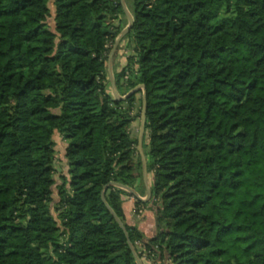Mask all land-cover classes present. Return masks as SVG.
Here are the masks:
<instances>
[{
    "label": "trees",
    "instance_id": "trees-1",
    "mask_svg": "<svg viewBox=\"0 0 264 264\" xmlns=\"http://www.w3.org/2000/svg\"><path fill=\"white\" fill-rule=\"evenodd\" d=\"M130 14L113 79L122 96L144 86L153 179L134 210L153 205L156 233L126 223L110 185L142 183L136 93L115 98L107 76L120 0H0V264H137L105 203L140 259L264 264V0H132Z\"/></svg>",
    "mask_w": 264,
    "mask_h": 264
},
{
    "label": "rangeland",
    "instance_id": "rangeland-1",
    "mask_svg": "<svg viewBox=\"0 0 264 264\" xmlns=\"http://www.w3.org/2000/svg\"><path fill=\"white\" fill-rule=\"evenodd\" d=\"M124 1V5L126 7V9L129 11L131 10V7H132V0H123ZM50 8L52 9V6H51V2L49 4ZM125 14V12H124ZM233 13L230 11V9L227 8L226 5H223L221 7V10H220V17H226V16H232ZM128 22V19L126 17V15H121V21H126ZM122 22V23H123ZM125 23V22H124ZM123 23V24H124ZM47 24L52 27L53 26V21H52V17H49L47 19ZM128 24V23H127ZM127 25H125L122 30L126 27ZM121 30V31H122ZM119 35V34H118ZM117 35V36H118ZM116 36V37H117ZM116 39V38H115ZM115 41V40H114ZM114 43H112L110 45V50H109V54H108V57L110 55V52H111V49L113 47ZM131 50L129 48L126 47V42L125 40H123V38L120 40V42L118 43L115 51H114V54L112 56V62H111V72L113 74L114 71L116 72H119L121 70V68L126 64V60H127V56H129L131 54ZM108 61V59H107ZM107 61H106V67H107ZM107 76H108V79H109V75H108V70H107ZM134 89V88H133ZM131 91V90H130ZM134 93H136L135 95V102H134V105L133 107L131 108L132 109V113L133 115H136L135 116V120L131 123V126H130V133L132 135L133 138H136V140L138 141V137H139V131H140V124H141V118H142V111H140V108H141V96L143 95L142 93V89H138L136 90ZM118 96L119 97H124L122 95H120L118 92H117ZM127 95V94H126ZM143 98V97H142ZM142 108H143V105H142ZM141 108V110H142ZM53 141H54V157H55V160H54V169H55V173H56V178L60 175V174H63V173H66L67 171V167H66V161L64 159V148H65V143L62 141L61 137L57 134V133H54L53 135ZM137 150H138V155L140 156V151L138 149V143H137ZM142 151L144 152V149L142 148ZM141 158V156H140ZM148 173V172H147ZM152 174V172H151ZM142 179H143V174H142ZM143 182L141 183V181H138L137 182V190L141 193H143L144 191V188L142 186ZM135 189V190H136ZM54 195H55V190H54ZM143 196V194H142ZM151 198V196H150ZM149 198V199H150ZM121 199H122V196H121ZM148 200H145V202H148ZM136 200V198L134 197V201ZM139 200V199H138ZM144 202V200L142 201ZM150 204V206L152 207L153 205L151 203H148ZM147 205H139L138 206V210L135 212L134 210V213H137V214H140L141 212L144 213H148L149 215H151L152 219H154V222L155 225H156V229H158V222H157V218H156V215L155 213L153 212L152 208L151 207H146ZM147 214V215H148ZM141 263L142 264H159L157 263V261L155 263H152L150 260H148V258H146L145 256H143L141 259H140Z\"/></svg>",
    "mask_w": 264,
    "mask_h": 264
},
{
    "label": "water",
    "instance_id": "water-1",
    "mask_svg": "<svg viewBox=\"0 0 264 264\" xmlns=\"http://www.w3.org/2000/svg\"><path fill=\"white\" fill-rule=\"evenodd\" d=\"M120 3H121V6H122V9L123 11L125 12V15L128 19V24L127 26L119 33V35L116 37L115 41H114V45L111 49V52H110V55L108 57V61H107V70H108V75H109V81H110V84H111V88H112V92H113V95L115 98L119 99V98H125L127 95H130L132 93H134L136 90L138 89H144V86L143 85H139V86H136L134 89H132L131 91H129V93L127 95H125L124 97H119L118 94H117V91H116V88H115V84H114V79H113V74L111 72V62H112V56L114 54V51L118 45V43L120 42V40L125 36V34L127 33V31L129 30L130 26L132 25V22H133V18H132V15L130 14V12L126 9L125 5H124V1L123 0H120ZM146 99H145V95L143 97V108H142V118H141V124H140V131H139V137H138V149L140 151V156H141V161H142V174H143V180L146 184V197L144 199H142L136 191H134L132 188L128 187V186H125V185H122V184H119V183H116V182H111L110 185L111 186H115V187H118L120 189H123L125 191H127L128 193H130L131 195H133L136 199H139V200H148L151 196V191H150V188L147 184V166H146V159H145V155L142 151V139H143V133H144V124H145V109H146ZM106 187H104V189L102 190L101 192V197H102V200L104 201L105 203V199H104V190H105ZM106 207L107 209L110 211V213L112 214V216L114 217V219L116 220V222L119 224V226L121 227V229L123 230V232L125 233L126 237H127V241H128V245L137 261V264H142L141 261H140V258L138 257V255L136 254L129 238H128V234H127V231L124 227V224L122 223V221L118 218V216L115 214V212L108 206V204H106Z\"/></svg>",
    "mask_w": 264,
    "mask_h": 264
},
{
    "label": "crops",
    "instance_id": "crops-1",
    "mask_svg": "<svg viewBox=\"0 0 264 264\" xmlns=\"http://www.w3.org/2000/svg\"><path fill=\"white\" fill-rule=\"evenodd\" d=\"M129 12H130V10H129ZM152 179H153L152 174L147 173V184H148L149 188H151ZM142 182H143V188H144L143 193L139 192L137 189L136 190L133 189V190L136 191L137 194L142 199H144L146 197V184H145L143 179H142ZM142 194H143V196H142ZM141 201H143V200H141ZM134 205H135V201H134L133 195H131L128 192H127V194L122 195V209H123V212L125 215L126 223L129 225H136L139 228V230L144 233V235L146 237L153 236L157 231L156 225H155V223H153L154 219H152L154 217H152L148 213H144V214H143V212H141L140 214L134 213ZM146 207H151V206H150V204H147Z\"/></svg>",
    "mask_w": 264,
    "mask_h": 264
}]
</instances>
